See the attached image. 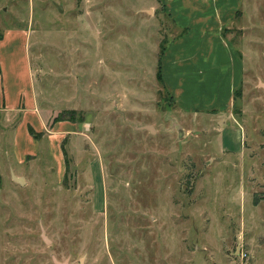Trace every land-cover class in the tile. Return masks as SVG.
Instances as JSON below:
<instances>
[{
    "label": "rangeland",
    "instance_id": "374dc122",
    "mask_svg": "<svg viewBox=\"0 0 264 264\" xmlns=\"http://www.w3.org/2000/svg\"><path fill=\"white\" fill-rule=\"evenodd\" d=\"M7 29L47 131L0 150V264H264V0H0Z\"/></svg>",
    "mask_w": 264,
    "mask_h": 264
},
{
    "label": "crops",
    "instance_id": "0c3cea01",
    "mask_svg": "<svg viewBox=\"0 0 264 264\" xmlns=\"http://www.w3.org/2000/svg\"><path fill=\"white\" fill-rule=\"evenodd\" d=\"M168 1L172 2L173 0ZM163 5L166 9L168 4L163 2ZM223 26L222 29H224ZM28 39L29 34L24 29H7L0 39V57L1 54H4L14 56L18 60L17 63L15 60L0 64V150L4 151L5 149L7 155L13 158L11 159L13 163L9 161L11 162L10 169L13 172H17L29 154L36 155L38 153L39 138L42 136V131H47V118L42 114L37 100V84L30 59ZM174 46H166L163 50L161 73L167 91L176 99V95L167 88L166 80L169 78L164 71V69L169 71L173 67L169 54ZM167 65L168 68L165 67ZM235 90L234 87L233 91ZM56 122L48 137L51 139L50 148L53 154L54 152L58 154L59 139L63 135L59 131L67 130L70 127L69 124H66L67 122ZM31 128L39 134L38 137L31 133ZM58 134L60 135L58 136Z\"/></svg>",
    "mask_w": 264,
    "mask_h": 264
},
{
    "label": "trees",
    "instance_id": "16d2710c",
    "mask_svg": "<svg viewBox=\"0 0 264 264\" xmlns=\"http://www.w3.org/2000/svg\"><path fill=\"white\" fill-rule=\"evenodd\" d=\"M3 37V33H0V39ZM160 67H161V65H160ZM159 76H161L162 77V73H161V69H160V71H159ZM75 111V110H74ZM72 112V113H76V111L75 112ZM64 119H66V118H64V116L63 115H60V116H57L54 120L55 121H60V120H64ZM68 119H73V120H76V117L75 116H73V114L72 115H70L69 116V118ZM31 133L34 135V136H36V137H38L39 136V134L37 133V132H35V130L34 129H32L31 128ZM257 201V200H256Z\"/></svg>",
    "mask_w": 264,
    "mask_h": 264
},
{
    "label": "water",
    "instance_id": "95a60500",
    "mask_svg": "<svg viewBox=\"0 0 264 264\" xmlns=\"http://www.w3.org/2000/svg\"><path fill=\"white\" fill-rule=\"evenodd\" d=\"M146 128H149V129H151V130H154L152 126H147ZM17 179L19 180V182L24 183V180H23L22 178H17ZM43 236H44L45 239L49 242V240H48V238L46 237L44 231H43ZM61 264H68V262L65 261V262H62Z\"/></svg>",
    "mask_w": 264,
    "mask_h": 264
}]
</instances>
